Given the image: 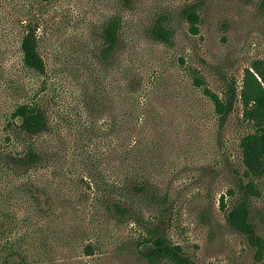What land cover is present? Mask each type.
<instances>
[{"label":"rangeland","instance_id":"374dc122","mask_svg":"<svg viewBox=\"0 0 264 264\" xmlns=\"http://www.w3.org/2000/svg\"><path fill=\"white\" fill-rule=\"evenodd\" d=\"M262 1L0 0L7 34L0 47V264H175L147 257L155 246L145 239L159 227L197 264H264L249 237L227 222L243 196L241 180L249 181L240 140L253 128L239 101L218 130L213 104L195 85L199 77L221 96L230 85L242 89L246 68L264 58ZM31 3L44 74L26 69L20 50L24 30L15 19ZM191 3L201 12L199 34L179 16ZM163 12L171 14L172 45L148 34ZM117 14L122 41L104 61L103 29ZM129 82L145 101L149 134L111 133L116 120L129 119ZM32 100L47 110L48 130L31 136L8 128L9 115ZM31 145L38 162H11ZM134 166L152 174L163 202L134 196L122 217L112 203L126 193ZM256 185L252 219L264 238V178Z\"/></svg>","mask_w":264,"mask_h":264},{"label":"trees","instance_id":"16d2710c","mask_svg":"<svg viewBox=\"0 0 264 264\" xmlns=\"http://www.w3.org/2000/svg\"><path fill=\"white\" fill-rule=\"evenodd\" d=\"M41 1L49 2L51 0ZM129 2L130 0H126V3ZM261 7L264 9V0ZM179 16L189 23L190 31L194 34L200 33L199 25L202 18L198 4L191 3L184 6L180 10ZM170 20L171 14L169 12L160 14L148 28L151 39L165 45H172L174 31L170 25ZM15 22L21 24L24 30L20 45L24 67L33 72L44 74L46 62L40 52L39 37L41 23L38 15H36L34 4L31 3L19 9ZM4 25L3 19H0V47L7 41V34L3 30ZM122 29L123 16L121 14L115 15L107 21L102 34L103 48L100 54L102 60L108 61L119 48L122 41ZM195 85L202 89L204 96L213 104L218 130L224 129L239 101L243 105L244 119L253 128L240 140L241 158L245 168L243 177L249 181L243 184L244 181L241 180L240 188L243 196L228 211L227 222L233 229L249 237L250 242L256 247L255 259L263 261L264 238L258 235L255 230L251 197L258 193L256 179L264 178V58L254 60L251 67L246 68L240 91L233 84L227 88L225 95L221 96L205 86L204 81L199 77L195 78ZM137 87V84L129 82L127 89L130 101L128 106L129 119L116 120L111 128L112 134H149L150 122L145 118L142 111L145 101L142 105L141 95H138L139 89ZM17 120L21 121L20 126H18ZM13 126L21 128L28 135H39L49 128L48 112L39 100L24 102L9 115L7 127ZM138 143L139 141L136 140L134 146L137 147ZM39 159L40 156L35 146L31 145L26 152L12 156L11 162L22 167H29L38 162ZM123 182L126 185V193L112 203V211L115 214L122 217L128 216L132 211V206H129V199L134 196L147 197L153 203L161 204L163 202L160 199L158 185H156L154 177L149 171L136 166L131 167ZM110 192L116 197L118 195L117 187L113 186ZM223 208H225L224 204ZM145 241L155 246L154 252L147 256L148 258L167 257L175 264H197L184 255L181 246L170 244L165 230L161 227L155 230Z\"/></svg>","mask_w":264,"mask_h":264}]
</instances>
